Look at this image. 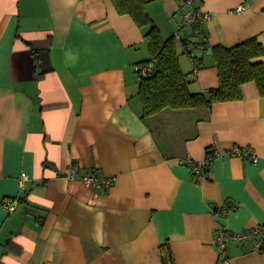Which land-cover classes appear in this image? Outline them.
<instances>
[{"label": "crops", "instance_id": "crops-1", "mask_svg": "<svg viewBox=\"0 0 264 264\" xmlns=\"http://www.w3.org/2000/svg\"><path fill=\"white\" fill-rule=\"evenodd\" d=\"M192 6L208 15L207 48L189 52L191 5L145 4L164 38L179 32L189 88L206 93L219 85L215 46L264 45V0ZM148 29L113 0H0V264H171L163 252L173 264H264L252 239L215 244L220 229L264 223V95L250 81L240 99L143 118L135 66L151 59ZM33 48L48 49L41 77ZM236 148L256 159L226 153L198 172L188 162ZM86 174L114 181L87 186Z\"/></svg>", "mask_w": 264, "mask_h": 264}, {"label": "trees", "instance_id": "trees-1", "mask_svg": "<svg viewBox=\"0 0 264 264\" xmlns=\"http://www.w3.org/2000/svg\"><path fill=\"white\" fill-rule=\"evenodd\" d=\"M147 0H113L119 13L130 14L141 26H149L145 32L151 51V59L143 62L155 67L152 75H140L139 94L143 102V118H148L165 108L183 109L209 107L216 101L240 99L246 82L256 83L264 95V63L252 59L264 54V45L257 38L247 39L232 47L215 46L214 63L218 71L219 85L208 92H192L187 73L183 71L177 50L176 34L164 38L161 30L145 8ZM198 35L197 43L207 45L204 24L192 25ZM190 42L183 39V45ZM191 52V51H189ZM48 49L33 48L37 77L51 69ZM264 226V223L261 224ZM164 250V249H162ZM264 251V245L260 247ZM168 254V255H166ZM165 263L173 264V257L163 252Z\"/></svg>", "mask_w": 264, "mask_h": 264}, {"label": "built area", "instance_id": "built-area-1", "mask_svg": "<svg viewBox=\"0 0 264 264\" xmlns=\"http://www.w3.org/2000/svg\"><path fill=\"white\" fill-rule=\"evenodd\" d=\"M181 4H188L191 5L190 8H188L184 12V23L186 25H195V24H204L205 20L208 18V15L201 10L200 8H196L193 5L194 0H180ZM243 7L239 6L237 10H242ZM176 37L179 39L180 34L179 32H176ZM197 48H207V45H203L197 42H190L187 45V49L189 51H193ZM136 71L139 75L149 76L154 74L155 67L153 64L147 63L143 65L135 66ZM229 153L231 155H248L253 160L256 159V154L251 148H236L233 150H230L228 152H215V154H209L207 158H205L202 161L194 162L191 158H188L189 164L193 166V169L195 172H198L199 170L205 168L207 165H209L213 159L217 156L223 155ZM29 174L26 172H22V174L19 177V182L22 186H25L26 182L29 180ZM75 176L71 175V179H74ZM83 182L87 186H106L110 187L113 184L114 178L113 177H101L96 174H86L82 177ZM18 203V199L15 197H7L4 202L3 206L8 211H13ZM226 211V210H225ZM233 238H238L241 241H247L249 239H252L255 247L257 249H260L264 245V226L261 224L258 226H254L248 230L240 231V232H232L227 229H220L216 235L215 238V244L219 250V252L223 253L230 245V242ZM231 260L230 258L226 257L221 260L220 264H230Z\"/></svg>", "mask_w": 264, "mask_h": 264}]
</instances>
